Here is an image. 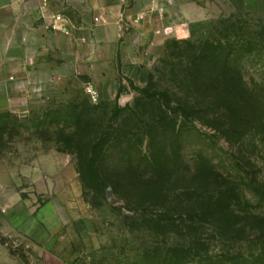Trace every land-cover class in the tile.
<instances>
[{"label":"rangeland","instance_id":"374dc122","mask_svg":"<svg viewBox=\"0 0 264 264\" xmlns=\"http://www.w3.org/2000/svg\"><path fill=\"white\" fill-rule=\"evenodd\" d=\"M102 1L113 17L115 0L81 6ZM56 2L76 18L82 0ZM169 2H124L136 46L114 82L70 69L38 97L0 101V264H264V0ZM205 48L239 60L228 68L247 108L224 100Z\"/></svg>","mask_w":264,"mask_h":264},{"label":"crops","instance_id":"0c3cea01","mask_svg":"<svg viewBox=\"0 0 264 264\" xmlns=\"http://www.w3.org/2000/svg\"><path fill=\"white\" fill-rule=\"evenodd\" d=\"M133 1L136 0L125 3ZM85 2H78L76 18H72L65 13L64 4H56V0H49L47 8L43 7L44 0H0V101H13L14 95L23 100L38 97L52 84L67 81L70 69L77 77L87 74L94 87L115 81L112 72L119 52L136 46L119 20L120 16H126L127 11H122L125 4L115 0L111 17L109 3L105 5L102 1L92 15L81 6ZM169 7L162 4L160 12H168ZM58 15L64 18L61 23L54 20ZM98 17L106 23L96 24ZM148 23L135 25L133 32L138 39L149 36L152 28ZM55 25L58 30H54ZM168 27L155 32L164 38L169 30L175 36L179 34L176 25L169 30Z\"/></svg>","mask_w":264,"mask_h":264},{"label":"trees","instance_id":"16d2710c","mask_svg":"<svg viewBox=\"0 0 264 264\" xmlns=\"http://www.w3.org/2000/svg\"><path fill=\"white\" fill-rule=\"evenodd\" d=\"M209 50L205 48L202 52L199 54V59L203 62L207 60L208 56H210ZM211 60L215 62H219L223 66L222 76L219 77V80L221 83H223L228 90L224 91L223 98L224 100L227 99V101L234 103L241 108H247L251 104V100L247 99H241V91L240 85H244L243 78H240L238 75H234L232 72L229 71V66H232L233 64H239V60L237 58L233 59L232 53H227L223 51L222 54H214L210 56ZM208 62V61H207ZM205 73V72H204ZM213 77L211 76V73L209 72L208 75L204 76L201 75L197 78L195 84L198 92H203V99L198 103V108L195 110L197 114H204L206 115L204 110V105L208 106L210 105V97L208 93L210 94L211 86H213V82L211 81ZM199 82V83H197ZM212 83V84H211ZM208 95V96H207ZM223 98H220V101H223ZM228 103V102H227ZM195 108V107H194ZM242 120V115L239 114L238 116Z\"/></svg>","mask_w":264,"mask_h":264},{"label":"built area","instance_id":"2783aa9c","mask_svg":"<svg viewBox=\"0 0 264 264\" xmlns=\"http://www.w3.org/2000/svg\"><path fill=\"white\" fill-rule=\"evenodd\" d=\"M120 1H121V2H126V1H128V0H120ZM166 2H167V3H170L169 0H166ZM48 6H49V0H44V5H43V7H44V8H47ZM54 20L56 21V23H61L62 21H64V18H63V16L58 15V16H55V17H54ZM95 23H96V24H105L106 22H105V20H103L102 18L98 17V18L95 19ZM54 30H58V25H55V26H54ZM64 32H67V31H64ZM88 93L91 94L93 100H95V101L97 100V98H98V93H97L95 90H93V88H89V89H88Z\"/></svg>","mask_w":264,"mask_h":264},{"label":"water","instance_id":"95a60500","mask_svg":"<svg viewBox=\"0 0 264 264\" xmlns=\"http://www.w3.org/2000/svg\"><path fill=\"white\" fill-rule=\"evenodd\" d=\"M108 198L112 200L111 189L110 188H108Z\"/></svg>","mask_w":264,"mask_h":264}]
</instances>
